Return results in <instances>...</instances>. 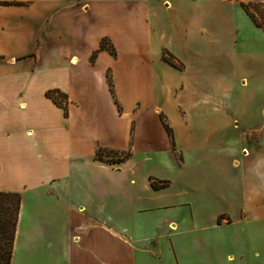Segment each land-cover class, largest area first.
<instances>
[{
    "label": "crops",
    "instance_id": "1",
    "mask_svg": "<svg viewBox=\"0 0 264 264\" xmlns=\"http://www.w3.org/2000/svg\"><path fill=\"white\" fill-rule=\"evenodd\" d=\"M198 1L0 0V172L8 171L3 190H13V180L23 192L16 246L25 204L34 199L42 220L26 222L30 227L27 233L32 243H39L38 251L53 262L166 264L160 239L158 248L153 245L155 237L142 246L141 238L133 237L124 225L123 216L118 214V220L105 211L110 205L128 206L127 211L133 213L151 209L140 207L135 173L128 175L121 166L114 168L116 164L99 161L97 153L129 152L126 164L142 154L160 159L166 153L178 164L174 156L178 151L183 159L179 166L187 168L184 150L196 146L188 137L194 116L201 132L219 135L221 94L192 90L191 77L210 63L202 50L195 48L205 30V15L195 9ZM192 7L194 10L188 11ZM248 19L256 31L264 32ZM173 28L177 30L175 43L168 45L163 37ZM236 29L237 37L241 31ZM103 40L115 54L101 50ZM238 43L235 40V53ZM166 50L183 66L181 71L163 60ZM160 84L174 102L172 111L159 104ZM51 90L68 96V116L46 96ZM172 114L181 129V145L171 124ZM261 114V120L248 131L264 123V111ZM161 115L174 131L175 149ZM236 123L234 119L232 125ZM214 143V138H203L196 147L205 153L204 160L213 164L209 167L215 176ZM263 151L264 141L246 151L240 163L234 160L235 166H243L238 174L245 205L237 220L229 213H218L211 225L216 231L234 224L243 227L244 236L230 240L236 244V253L227 256L230 262L247 258L248 264H264ZM222 177L226 178L225 173ZM154 178L168 185L171 182ZM109 179L114 184L110 188ZM147 186L151 192L158 191L149 179ZM63 205L64 220L57 210ZM181 205L193 207L190 201ZM220 216L226 224L218 223ZM166 232L169 252L182 264L173 242L178 228ZM216 237L212 241L219 251L224 243ZM201 238L202 243H211L210 237Z\"/></svg>",
    "mask_w": 264,
    "mask_h": 264
},
{
    "label": "rangeland",
    "instance_id": "2",
    "mask_svg": "<svg viewBox=\"0 0 264 264\" xmlns=\"http://www.w3.org/2000/svg\"><path fill=\"white\" fill-rule=\"evenodd\" d=\"M222 1L228 4L218 0H200L197 3L195 9L205 15V30L199 36L195 48L202 50L204 59L210 60V63L208 66L199 68L197 76L191 77L194 92L218 91L221 94V130L219 135L217 132H214V135L211 131L201 132L196 124L197 116H194V126L188 136L196 146L203 138L205 141L210 138L215 139L214 146H212V154L217 157L214 164L215 176L212 171L213 167H209L213 164L207 163L208 161L204 160L205 153L201 152V148L193 147V144L184 150L186 151L184 154L187 158V168L179 166L183 159L182 154L178 151L174 153L178 164L170 154L162 153L160 159L150 157V154H142L131 163L124 162L112 166L114 168L121 166L120 169L128 175L135 173L141 197L140 207L151 210L133 213V211H127L128 206L111 207L110 205L105 208V211L117 217L118 214L123 216L126 221L124 225L130 230L133 237L141 238L142 246L147 245V241L155 237L153 245L158 248L160 239L166 264H178L169 252V240L166 232V230L174 232V229L177 228L178 233L174 235L173 242L182 257V264H248L247 258L244 259V262L227 260L230 253H236V244L230 243V240L244 236L242 235L243 227L234 224L229 229L216 231L211 225L218 213H229L237 220V213L242 209V205H245V199L243 185L238 174L239 171H242L243 166L240 165V169L239 166H235V162L240 163L243 155H247L246 151L258 148L264 141V127L260 126L264 123L259 122L258 127L248 131L261 120V113L264 111V32L256 31L253 25H250L248 19L250 17L241 7V4L246 6L264 25V0ZM192 10H194L193 7L188 11ZM236 28L241 31L237 37ZM176 32L177 30L174 28L165 32L163 38L166 44L174 45V33ZM235 40L239 41L236 53L233 47ZM251 46L256 47V50L253 51ZM166 51L168 52V50ZM213 61H215V67L212 66ZM240 79L246 81L245 86H242L243 81L240 83ZM159 87H163V84H160ZM159 94V104L163 107L166 104V107L172 111L174 102L166 97L164 87ZM234 119H237L239 124L232 125ZM171 124L177 130L181 145V129L173 114ZM261 156L264 157V151ZM120 157H122L120 153L105 152L102 160L109 164L110 161ZM235 159L237 161L234 162ZM7 173V170L0 172V191L20 193L23 197L21 188L13 180H10L12 182L10 187L12 186L13 190H3L5 182H7ZM224 173L226 178L222 177ZM151 176L166 178L171 182L169 185L167 183L168 188L151 192L147 186L148 179L151 187L152 184L161 186V181L154 177L151 178ZM108 183L110 184L109 188L114 186L112 179H109ZM250 183L251 187H254L252 180ZM185 201L192 202L193 207L186 209L181 205ZM58 207L57 210H60L58 215H60V219L62 217L64 220V205ZM24 208V223L20 230L17 246L15 244L12 264H59L48 258L45 252L38 251L39 243L36 241L32 243L29 239L27 231L30 230V227L28 224H31L33 220H42L41 214L37 212L38 204L34 199H29ZM226 221L222 220L221 224H226ZM202 235L210 237L211 243H202ZM216 236H220L224 243L219 251L212 241L214 238L217 239ZM63 239L66 238L63 237Z\"/></svg>",
    "mask_w": 264,
    "mask_h": 264
},
{
    "label": "trees",
    "instance_id": "3",
    "mask_svg": "<svg viewBox=\"0 0 264 264\" xmlns=\"http://www.w3.org/2000/svg\"><path fill=\"white\" fill-rule=\"evenodd\" d=\"M1 4V3H0ZM241 7L249 15V17L254 22L255 26L264 30V25L257 20V16L253 14L246 6L241 4ZM101 50H109L110 53L115 54L112 47L106 45V40L101 43ZM95 55L93 56V58ZM163 60L172 66L183 69L182 65L176 63L174 56H172L167 51L163 53ZM110 87L113 89V84L111 79H109ZM46 96L51 99L58 107L63 109L66 116H68L69 100L68 96L61 92L60 90H51L46 93ZM161 120L172 140L173 148L176 147L174 131L172 127L166 120L164 115H161ZM112 152V151H110ZM120 153L122 157L117 160H112L109 164H121L126 162L130 158L129 152H117ZM104 152L99 151L97 153V159L102 161ZM167 187V182H161V186L152 184L154 190H160ZM22 208V195L20 193L13 192H1L0 191V264H12L14 248L16 243V236L18 230V224L20 221V214ZM223 216H220L218 223H221Z\"/></svg>",
    "mask_w": 264,
    "mask_h": 264
}]
</instances>
